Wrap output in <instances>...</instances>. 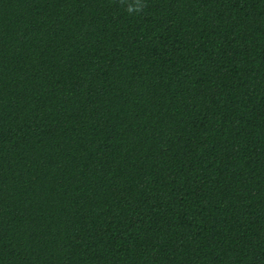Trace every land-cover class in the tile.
Masks as SVG:
<instances>
[{
    "label": "trees",
    "instance_id": "trees-1",
    "mask_svg": "<svg viewBox=\"0 0 264 264\" xmlns=\"http://www.w3.org/2000/svg\"><path fill=\"white\" fill-rule=\"evenodd\" d=\"M0 264H264V0H0Z\"/></svg>",
    "mask_w": 264,
    "mask_h": 264
}]
</instances>
